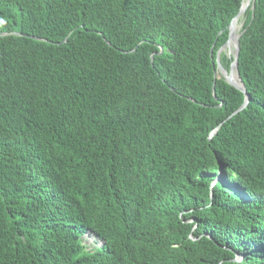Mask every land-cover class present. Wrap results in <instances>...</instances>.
Returning a JSON list of instances; mask_svg holds the SVG:
<instances>
[{
    "label": "trees",
    "instance_id": "trees-1",
    "mask_svg": "<svg viewBox=\"0 0 264 264\" xmlns=\"http://www.w3.org/2000/svg\"><path fill=\"white\" fill-rule=\"evenodd\" d=\"M241 5L0 0V264H264V0L241 111L216 69Z\"/></svg>",
    "mask_w": 264,
    "mask_h": 264
},
{
    "label": "water",
    "instance_id": "water-1",
    "mask_svg": "<svg viewBox=\"0 0 264 264\" xmlns=\"http://www.w3.org/2000/svg\"><path fill=\"white\" fill-rule=\"evenodd\" d=\"M242 1H243V0H242ZM254 1H255V0H248V3H247L244 7H242V5H241V8H240L238 14L235 16V18L231 21V23H230L229 26L227 27V30H228V40H227V42L221 47V49L219 50L218 53H220V51H222V50H223L224 48H226L227 45H228V42H229V39H230V36H231L230 28H231V26H232L234 20L237 19V18H239L240 16H242V15L245 13L246 9H247L249 6H251V8H252L253 5H254ZM238 37H239V36H238ZM238 37H237L236 42H235V51H234V53H233V55H232V57H233V61H232V64L230 65L229 70L226 71V70L220 65L218 59L216 60V66H217L216 69H217L218 73L220 74V76L226 81L227 84H229L230 86H232V87H234L235 89H238L239 91H241L242 93H244V95H245V101H244V103L242 104V106H241V107L239 108V110H238V111H241V110L247 105V103H248V101H249V96L246 94V91H245L244 85H243V83H242V81H241V79L239 78V75H238V73H237V58H238V52H239V47H238ZM160 52H161V49H160ZM230 57H231V56H230ZM233 66L235 67V70H236V73H237V77H238V80H239V85L235 84V83L232 81L231 77H228V76H227V74L230 75V73H231V69H232Z\"/></svg>",
    "mask_w": 264,
    "mask_h": 264
},
{
    "label": "bare ground",
    "instance_id": "bare-ground-1",
    "mask_svg": "<svg viewBox=\"0 0 264 264\" xmlns=\"http://www.w3.org/2000/svg\"><path fill=\"white\" fill-rule=\"evenodd\" d=\"M247 3H248V0H243L242 1V7H244ZM241 18H242V16H240L239 18L235 19L233 24H232V26H231V28H230L231 36H230V39H229V42H228V45H227L228 49H231L232 45L235 46V42H236V39L238 37V31H239V29L241 28V25H242L240 23V19ZM227 76L231 77L232 81L235 84L239 85V80H238L237 73H236V70H235L234 66L231 69V75L229 76V74H227ZM235 77H237V81L235 80Z\"/></svg>",
    "mask_w": 264,
    "mask_h": 264
},
{
    "label": "rangeland",
    "instance_id": "rangeland-1",
    "mask_svg": "<svg viewBox=\"0 0 264 264\" xmlns=\"http://www.w3.org/2000/svg\"><path fill=\"white\" fill-rule=\"evenodd\" d=\"M240 23L243 24L242 19H240ZM241 27H242V25H241ZM240 30H241V28L238 31V36L240 34ZM222 51L225 52L228 56H232L234 51H235V46L232 45L231 49H228L226 47ZM82 243L89 250V249H95L96 247H100V245L102 244V240L98 239L94 234L87 232L82 237Z\"/></svg>",
    "mask_w": 264,
    "mask_h": 264
},
{
    "label": "clouds",
    "instance_id": "clouds-1",
    "mask_svg": "<svg viewBox=\"0 0 264 264\" xmlns=\"http://www.w3.org/2000/svg\"><path fill=\"white\" fill-rule=\"evenodd\" d=\"M99 239V238H98ZM103 245V241H102V244L100 245V247ZM237 256V261H240L241 260V256H238V255H236Z\"/></svg>",
    "mask_w": 264,
    "mask_h": 264
}]
</instances>
